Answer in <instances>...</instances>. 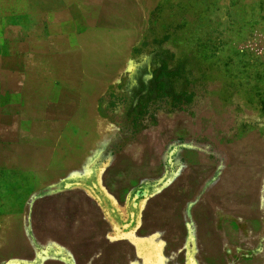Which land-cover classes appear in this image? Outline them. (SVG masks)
<instances>
[{
  "label": "rangeland",
  "instance_id": "1",
  "mask_svg": "<svg viewBox=\"0 0 264 264\" xmlns=\"http://www.w3.org/2000/svg\"><path fill=\"white\" fill-rule=\"evenodd\" d=\"M249 143L264 0H0V264H264Z\"/></svg>",
  "mask_w": 264,
  "mask_h": 264
},
{
  "label": "crops",
  "instance_id": "2",
  "mask_svg": "<svg viewBox=\"0 0 264 264\" xmlns=\"http://www.w3.org/2000/svg\"><path fill=\"white\" fill-rule=\"evenodd\" d=\"M258 139H260V141ZM253 140H254L253 142H255V143L262 141L261 138H254ZM249 144H250L249 145L250 150L255 152L256 154H258V155H256V156H258L257 162L259 163L261 169H263V170H261L263 173L260 174L259 178H260L261 182L263 180V183H264V154L262 153V152H264V147L258 148L257 146H253L252 143H249ZM257 151H259L260 153H257ZM250 193L252 194V192H250ZM228 194L233 195L232 192H228ZM259 204H260L261 210L264 211V185H263V188L261 187V189H259Z\"/></svg>",
  "mask_w": 264,
  "mask_h": 264
}]
</instances>
